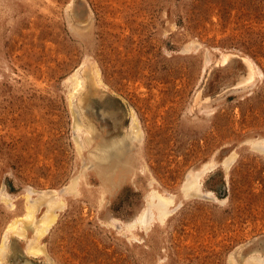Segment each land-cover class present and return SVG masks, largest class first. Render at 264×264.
<instances>
[{
	"label": "rangeland",
	"instance_id": "rangeland-1",
	"mask_svg": "<svg viewBox=\"0 0 264 264\" xmlns=\"http://www.w3.org/2000/svg\"><path fill=\"white\" fill-rule=\"evenodd\" d=\"M132 119L133 148L97 164ZM151 189L171 213L128 239ZM29 190L65 202L41 239L53 264L264 256V0H0V241ZM7 237V264H46Z\"/></svg>",
	"mask_w": 264,
	"mask_h": 264
},
{
	"label": "bare ground",
	"instance_id": "bare-ground-1",
	"mask_svg": "<svg viewBox=\"0 0 264 264\" xmlns=\"http://www.w3.org/2000/svg\"><path fill=\"white\" fill-rule=\"evenodd\" d=\"M72 78H71V80H72V85H71L72 91L70 92V96L74 95V91H76V89L82 85V82L81 83L79 82L78 77H76L74 75ZM131 116H132V114H131ZM77 121H78V119L74 122V127L80 128L81 123L79 124V123H77ZM131 125H132V128H130V129H132V130H130V132H131L130 134H127V135L125 134L123 137H121L119 139L111 140L109 142H107V141L98 142L97 146L95 147V150L98 153L95 156L96 158L94 159L97 164L104 165V164H108V162L114 158L117 160H120L123 158V156L126 154V152H128L127 151L128 148L132 146L133 141H136V139L138 137H140V135H139L140 131L137 132L138 126L136 127L134 119H132ZM84 128L85 127H82V130ZM88 129L90 130V128H88ZM84 130L86 131V129H84ZM91 134H93V132H91ZM90 137L91 138H88L86 140V144L91 142L90 140L92 139V136H90ZM138 140H139V138H138ZM73 141L76 145V150L79 154L78 156H80V152L82 151L83 143L80 140L73 139ZM132 148H133V146H132ZM130 150H132V149H130ZM73 179L74 180L71 179L72 181L67 185L66 189H64V191H66V193H67L64 195L74 196V197L77 195L80 181H78L77 178H73ZM197 184H198L197 179H195V180H189L188 182H186L185 185H183L184 187H183L182 191L184 193L185 198H189L191 196L192 197L198 196V193L200 191V189H199L200 185L198 186ZM1 190H3V189H1ZM29 192L30 193H28V194H32L31 192L38 193V192H35L32 190H29ZM51 193L54 194L56 192H54V193L51 192ZM51 193L50 194L47 193V195H50L49 198H47V195L45 192L44 193H38V195L36 197H34V199H30V197L25 196L24 203H25V206L27 208L26 214L23 217H18V218L13 219L8 224V226L4 232V236L2 237V241H0L1 242L0 243V264H7L9 257L12 254V252H10V249H9L10 244H9V239L7 237L8 234H11L12 236L22 237V238L26 239V246H25L24 250L23 249L21 250L24 252L25 256L32 258V259H40L41 258L46 262V264H53L52 261L50 260V258L48 257L47 253L45 252L43 245L41 244V239L44 237V235H46L48 230L55 223V220L57 217V211L62 210L65 202L62 201V199L60 198L62 196H59V197L57 196L58 193H56L52 196H51ZM25 195H27V194H25ZM28 196H30V195H28ZM7 198H8V196H7ZM0 199H1V196H0ZM5 199L6 198L4 196V200ZM9 199L10 198H8V200ZM8 200L7 201L5 200V201L8 202ZM10 204H11V200L6 205H9V207H11L12 205L10 206ZM172 205H173V202L168 197L159 194L157 191H155L153 189L149 190L145 194V209L142 212H140L138 215L136 214V217L134 216L135 218L131 222H129L127 224L125 222L124 226H122L126 232L128 231L127 234L131 235L128 237V239H131V240L137 239L136 236L134 235L135 233H132L135 230L136 231H138V230H143V231L146 230L147 231L148 228L150 227V225H152L153 223H157L159 225H162L163 222L165 221V219L170 215L171 210L169 213L168 209ZM42 206L45 207L44 214L41 216L40 219L36 220L35 215H36L37 211ZM113 222L117 225V226H115L116 229L119 230L121 227L118 226V222L115 220H113ZM111 224H112V222H111ZM120 225H121V223H120ZM108 226L111 227L110 224ZM118 227H119V229H118ZM27 233H31V237H28ZM262 257H264V256L258 255V253H255V255L246 256L245 259H243V264H264V259H262ZM228 264H238V263L233 258H230Z\"/></svg>",
	"mask_w": 264,
	"mask_h": 264
}]
</instances>
